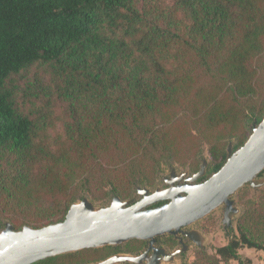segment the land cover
Here are the masks:
<instances>
[{"label": "trees", "instance_id": "trees-1", "mask_svg": "<svg viewBox=\"0 0 264 264\" xmlns=\"http://www.w3.org/2000/svg\"><path fill=\"white\" fill-rule=\"evenodd\" d=\"M263 116L264 0H0V231L59 222L85 197L127 201L165 164L197 173L205 148L215 173ZM238 196L229 241L182 264H242V248L264 250V190ZM147 247L133 239L32 264Z\"/></svg>", "mask_w": 264, "mask_h": 264}, {"label": "water", "instance_id": "water-1", "mask_svg": "<svg viewBox=\"0 0 264 264\" xmlns=\"http://www.w3.org/2000/svg\"><path fill=\"white\" fill-rule=\"evenodd\" d=\"M223 166L204 181L207 161L191 176L172 174L164 189H140L136 202L115 196L109 206H96L89 198L75 202L59 222L34 228L14 229L10 222L0 231V264H32L37 261L88 248L121 245L133 239L148 241L140 255L116 254L91 264H123L132 262L160 264L174 254L157 246V237L171 234L195 239V232L184 228L206 217L222 204L225 214L234 211L231 198L246 184L255 185V178L264 171V116L246 142L232 152ZM177 182V184H175ZM161 203L158 206L155 204ZM185 246V245H184ZM150 252L152 254L149 257Z\"/></svg>", "mask_w": 264, "mask_h": 264}, {"label": "rangeland", "instance_id": "rangeland-1", "mask_svg": "<svg viewBox=\"0 0 264 264\" xmlns=\"http://www.w3.org/2000/svg\"><path fill=\"white\" fill-rule=\"evenodd\" d=\"M250 125H251L250 132L252 133L253 127L256 125V123L251 122ZM230 144L232 147V152L235 151L236 150L235 141H232ZM203 154H204L203 162L207 161L208 164L210 155L207 148L204 149ZM173 173L177 176L185 175V177L194 174L193 172H191V170L188 167H183L179 164H174V165L165 164L163 170L161 171V173L157 178L156 184L152 187H145V188L150 189V191H155L156 189H164L168 187L170 185L168 181L173 179L172 177ZM212 174L213 173L207 170V166H206L205 174L203 177H201L198 180V182L204 181L202 180V178H208ZM254 182L255 185L246 184L243 187L245 186L248 187L249 195L251 198H258V196H260V194L264 190V171L262 172L261 176L258 175L255 178ZM243 187H241L240 189H242ZM140 189H144V188L138 187L136 189L132 198L129 199L131 202L134 201L136 202L139 199H141L142 193ZM240 189L231 197L234 200V205H233L235 208L234 211H230L228 215H226L225 214L226 205L222 204L216 209H214L206 217L184 228L187 231L195 232L194 235L195 239H191L189 237L184 236L183 243L181 244L179 242V244L173 249L167 248L165 243L162 244L158 243L157 246L160 245V247H164L167 250V253L174 254V258L172 260L166 261L162 259L160 264H182L183 262H191L194 259V251L198 246H203L207 248L210 252H212L214 251L215 247L227 243L230 238L229 234L231 230L234 229L236 231V219L244 208V206L239 202L238 192L240 191ZM89 199L91 200L90 197ZM113 201H114V197L113 198L111 197L101 202H95V201L92 202L96 206L101 207V206H109L110 204L113 203ZM240 253L242 259H244V262L242 264H264V250H257L254 248L246 247V248H242L240 250ZM140 254H131V255H140ZM151 254L152 252H150L149 257ZM247 259H249L250 262H246ZM142 264H148V260L143 261ZM223 264H240V262L238 260H232L231 262L223 263Z\"/></svg>", "mask_w": 264, "mask_h": 264}, {"label": "flooded vegetation", "instance_id": "flooded-vegetation-1", "mask_svg": "<svg viewBox=\"0 0 264 264\" xmlns=\"http://www.w3.org/2000/svg\"><path fill=\"white\" fill-rule=\"evenodd\" d=\"M175 184H177V182H175ZM142 198V197H141Z\"/></svg>", "mask_w": 264, "mask_h": 264}]
</instances>
